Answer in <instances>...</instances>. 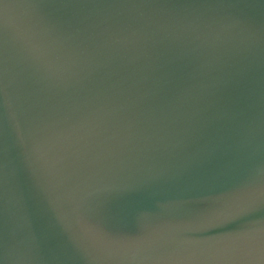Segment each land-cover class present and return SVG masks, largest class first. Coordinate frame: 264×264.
Listing matches in <instances>:
<instances>
[{"label": "water", "instance_id": "water-1", "mask_svg": "<svg viewBox=\"0 0 264 264\" xmlns=\"http://www.w3.org/2000/svg\"><path fill=\"white\" fill-rule=\"evenodd\" d=\"M0 264H264V0H0Z\"/></svg>", "mask_w": 264, "mask_h": 264}]
</instances>
